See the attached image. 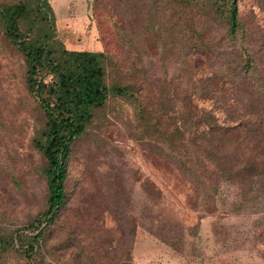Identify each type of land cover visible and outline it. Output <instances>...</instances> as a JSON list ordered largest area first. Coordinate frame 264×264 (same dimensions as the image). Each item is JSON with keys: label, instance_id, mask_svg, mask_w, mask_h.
<instances>
[{"label": "rangeland", "instance_id": "rangeland-1", "mask_svg": "<svg viewBox=\"0 0 264 264\" xmlns=\"http://www.w3.org/2000/svg\"><path fill=\"white\" fill-rule=\"evenodd\" d=\"M49 1L57 38L66 48L113 56V65L107 68L109 85L131 81L138 88L136 81H143L144 95L166 102V92L177 106V33L174 44L165 32L168 18L156 0ZM240 11L259 39L264 32V0H240ZM262 41L253 45L261 49ZM192 64L199 66L193 71L196 78L214 72L205 62ZM25 70L23 57L0 25V234L22 227L46 208V160L35 140L46 118L27 88ZM208 81L214 87L219 82ZM223 83L224 97L210 89V99L198 103L212 109L219 124L233 125L240 119L232 116L236 112L228 105L229 85ZM151 106L150 102L148 109ZM144 125L134 103L122 97L111 96L95 111L86 133L75 143L67 180L69 199L47 233L50 243L41 250L39 261L264 264V174L250 189L242 168L253 153L239 146L237 132H217L230 149L231 173L209 169L210 203L209 198L203 201L205 194L197 182L156 152L155 136L144 131ZM253 160L264 168V144ZM23 263L13 253L0 260Z\"/></svg>", "mask_w": 264, "mask_h": 264}, {"label": "trees", "instance_id": "trees-1", "mask_svg": "<svg viewBox=\"0 0 264 264\" xmlns=\"http://www.w3.org/2000/svg\"><path fill=\"white\" fill-rule=\"evenodd\" d=\"M156 2L168 18L165 32L174 44L177 33V106L166 92V102L157 99L156 103L154 94L144 95L143 81H136L138 88L131 81L109 85L107 68L113 65V56L106 51L66 48L57 38L49 0L0 1L4 36L23 57L27 88L46 118L35 140L46 160L43 172L47 180L46 208L22 227L8 228L0 234V260L13 253L24 260L23 264H43L38 255L50 243L47 233L53 230L69 199L67 180L75 143L86 133L95 111L104 108L111 96L134 103L145 123L144 131L155 136L152 144L157 145L156 152L177 165L190 181L197 182L205 194L204 202L209 198L213 203L206 181L209 169L231 173L227 167L230 149L217 132H237L239 146L253 153L242 168L250 189L255 179L264 174V168L253 163L264 144V45L257 49L253 42L263 43L264 32L259 39L253 37L254 31L248 28L240 11V0ZM195 61L212 68L211 77L196 78L193 71L199 66L192 64ZM209 79L219 82L214 87ZM221 82L228 83V105L236 112L232 115L235 120L240 119L233 125L219 124L212 109L198 103L209 100L212 89L224 97L226 88ZM242 108L244 111H240ZM196 151L200 153L198 157ZM129 234L133 236L134 230Z\"/></svg>", "mask_w": 264, "mask_h": 264}]
</instances>
